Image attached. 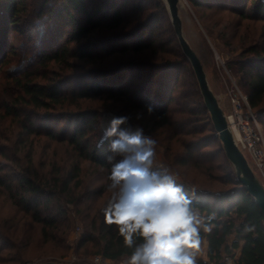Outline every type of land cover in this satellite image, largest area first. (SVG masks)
Here are the masks:
<instances>
[{"label": "trees", "instance_id": "obj_1", "mask_svg": "<svg viewBox=\"0 0 264 264\" xmlns=\"http://www.w3.org/2000/svg\"><path fill=\"white\" fill-rule=\"evenodd\" d=\"M188 1L208 37L215 34L228 44L230 38L241 37L232 43L241 49L231 60L232 68L263 127L264 0ZM148 5L152 9L142 14ZM164 7L161 0H37L30 22L38 29L34 38L23 28L30 11L26 0H0L1 191L39 226L41 244L62 245L65 251L67 220L62 202H71L84 226L78 249L112 260L129 259L132 249L124 246L116 226L105 222L102 211L111 165L121 157L107 159L111 155L107 140L97 146L103 128L100 111L90 105L95 99L115 101L120 105L113 110L116 116L130 115V121L143 123L156 140L161 134L170 167L178 172V167L197 170L208 183L193 187L196 178L187 184L182 172L177 174L183 180L174 179L192 197L209 228L201 230L207 260L197 256L198 264H224L223 254L235 248L240 250L235 264H264V215L226 158L200 91V99L190 101L194 108L183 106L191 94L176 99L181 61L190 62L171 22V39L180 59L166 55L172 40L158 31ZM144 52L158 54L160 60L99 66L98 61L116 53ZM75 60L94 67L81 69ZM191 71L195 77L192 67ZM195 82L198 86L196 77ZM147 105L154 106L151 115ZM137 113L143 118L137 120ZM203 118L205 124H194ZM33 137L56 141L65 146L64 152H55L47 164H36L34 151L28 147ZM212 141L219 146L206 149ZM220 157L223 162L218 163ZM23 235L17 246L11 242V248L29 247L32 237ZM136 243L142 240L136 238ZM55 253L38 250L36 255ZM8 255L0 254V264L16 258Z\"/></svg>", "mask_w": 264, "mask_h": 264}, {"label": "rangeland", "instance_id": "obj_2", "mask_svg": "<svg viewBox=\"0 0 264 264\" xmlns=\"http://www.w3.org/2000/svg\"><path fill=\"white\" fill-rule=\"evenodd\" d=\"M36 1L37 0H26L28 6L27 9L30 11L27 14L29 15L27 20L23 22V28L25 32L27 34H32L34 38H36L38 35V29L37 27L30 26V22H33L31 11L36 5ZM161 1L165 6V12L163 14L164 20L160 24L161 27H159L158 31L161 33V37L167 38L166 40H172V42L168 45L169 50L166 52V55L175 61L177 59H180L177 53L179 49L177 46V48H175V45L177 44L173 39H171V29L168 25V22H171L170 17L164 0ZM148 6L149 7H147L142 14L152 9V6ZM178 14L181 20L182 34L191 46V48L194 50L198 58L200 59L204 71L206 73V78L209 87L217 97L218 103L224 110L225 114L233 111L234 105L231 101V96L233 95V92L239 91L244 94L243 90L240 88L238 83V74L234 72L231 62V60L236 58L238 56V53L241 51V49L237 47L238 45L235 48L233 47L232 43H235V41H237L238 39L240 40L241 37L238 36L237 38H230L231 44H228L226 40H220L215 34H213V38L208 37L206 31L202 27L200 21L197 18V15L194 12V9L192 8L188 0L179 1ZM159 58L160 57L158 56V54L152 55L149 52H144V54L139 55H132L131 53H116L98 62H101L99 63V66L105 68L110 65H115L117 63H127L131 60L146 59L148 61H153L158 60ZM75 63L81 69L94 67L90 63H84L80 60H75ZM190 65L187 62L181 61L176 99L179 100V97L182 94H191L190 98H187L183 101H188L184 103L183 106L188 108H194V103H190V101H197L198 99H200V93L199 87L195 82V77L191 71ZM11 66L12 65L7 67V69L11 68ZM0 77L2 78L3 75L1 74ZM90 105L94 106L97 110L100 111V125L103 129L108 126L111 117L116 116L114 113L115 111L113 110H117L120 107L119 103L115 101L106 102L101 99L93 100L92 102H90ZM252 113L255 115L253 111ZM194 118L197 120L199 117ZM129 124L132 126L143 127L145 133L153 137L152 134H149L147 132L148 128L145 127L143 123L134 120L130 121ZM194 124L203 125L205 124V119L203 118L200 121H196ZM190 125H192V123H190ZM260 127L262 135L264 137V126L262 127L260 124ZM187 128L191 127L189 126ZM159 130L162 131L163 129L160 128ZM205 132L208 131L205 130L202 134H205ZM159 138L160 140L155 139V156L152 167H158L162 170H165L175 180H180L181 177H179L177 173L182 172L188 178H185V182H187V184L188 182H190L189 179L196 178L197 183H193V187H203L199 184V182H204V177L200 173H198L199 171L187 169L184 167H178V172L174 167H170V163L165 153V143L161 141V134L159 135ZM32 141V145H29L28 147H32L34 151V158L38 161H36V164L39 165L49 163L50 157L55 152L61 154L64 152L65 149L64 145L56 141L47 140L44 137H33ZM218 146L219 144L216 141H212L205 148L209 150H215ZM244 154L257 178L264 186V164L263 166H258L256 165L255 160L250 156L248 152H244ZM0 161H2L1 157ZM217 162H223L222 157L218 158ZM222 169H224V167H222ZM181 179L183 180V178ZM204 183L208 185L207 182ZM62 205L65 208V218L67 220V232L65 234V239L63 243L65 251L61 250L62 245H53L51 243L45 245L41 244L38 237L39 226L37 224L31 223L22 212H19L17 207L11 204L9 200H7L6 196L3 194L0 188V254L3 256L9 254L8 256L16 257L13 261H10L9 263L6 262L4 264H38L43 260L52 258L57 259V261L63 264H94L91 259L94 255H97V253H83L82 249L77 248L79 239L83 234L84 226L82 220L76 213V207L71 202H62ZM236 223L238 224V222ZM23 233L31 235L32 237V242L29 247L27 245L25 247L22 246L18 250L16 248H11V242H14V244H16L17 246L18 240H20V238L24 236ZM232 238L233 235H230L228 238L229 244ZM205 242V239L201 240L200 249L197 253H195L196 256H199L201 258L205 257ZM38 250L55 251L57 253H55L53 256H38L36 255V252ZM235 250L236 249H233L231 252L235 254ZM225 255L227 254L224 253L223 258ZM16 259L18 261H16ZM127 261L128 259H123L121 262L127 264ZM235 262L236 259H233L232 263L235 264Z\"/></svg>", "mask_w": 264, "mask_h": 264}, {"label": "clouds", "instance_id": "obj_3", "mask_svg": "<svg viewBox=\"0 0 264 264\" xmlns=\"http://www.w3.org/2000/svg\"><path fill=\"white\" fill-rule=\"evenodd\" d=\"M146 111L151 115L154 106L147 105ZM142 118L136 114L137 120ZM131 119L111 117L97 142L99 147L109 141L110 162L121 157L108 177L105 222L115 225L124 246L132 249L127 264H198L201 230L209 231L205 218L171 175L152 170L156 140L143 127L130 125Z\"/></svg>", "mask_w": 264, "mask_h": 264}, {"label": "water", "instance_id": "obj_4", "mask_svg": "<svg viewBox=\"0 0 264 264\" xmlns=\"http://www.w3.org/2000/svg\"><path fill=\"white\" fill-rule=\"evenodd\" d=\"M180 0H164L170 21L183 54L189 60L195 74L199 91L209 112L213 128L221 142L226 158L232 164L237 179L253 198L260 212L264 215V186L251 168L246 156L236 144L230 130L225 112L217 97L209 87L202 63L182 34L181 20L178 14ZM38 264H63L57 261H43Z\"/></svg>", "mask_w": 264, "mask_h": 264}, {"label": "built area", "instance_id": "obj_5", "mask_svg": "<svg viewBox=\"0 0 264 264\" xmlns=\"http://www.w3.org/2000/svg\"><path fill=\"white\" fill-rule=\"evenodd\" d=\"M231 101L234 105L233 111L225 114V116L234 140L243 153L248 152L250 154L256 165L263 166L264 137L260 123L249 107L247 96L236 91L233 92ZM236 258V255L231 252V254L224 256L223 262L224 264H234L232 260ZM91 260L94 264H125L119 260L105 258L100 254L94 255Z\"/></svg>", "mask_w": 264, "mask_h": 264}, {"label": "crops", "instance_id": "obj_6", "mask_svg": "<svg viewBox=\"0 0 264 264\" xmlns=\"http://www.w3.org/2000/svg\"><path fill=\"white\" fill-rule=\"evenodd\" d=\"M204 246H205V257H203V259L207 260V256H206L207 242L204 243ZM235 249H236L235 250L236 257H238L240 250H239V248H235Z\"/></svg>", "mask_w": 264, "mask_h": 264}]
</instances>
